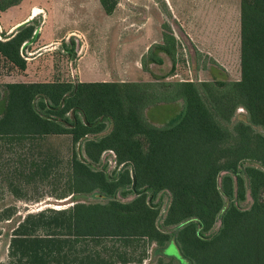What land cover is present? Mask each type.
Returning a JSON list of instances; mask_svg holds the SVG:
<instances>
[{
    "label": "trees",
    "instance_id": "trees-1",
    "mask_svg": "<svg viewBox=\"0 0 264 264\" xmlns=\"http://www.w3.org/2000/svg\"><path fill=\"white\" fill-rule=\"evenodd\" d=\"M20 1L0 0V11ZM99 3L110 15L118 0ZM36 28L1 35L0 58L24 70L21 52ZM239 37L236 81L0 84V194L26 200L33 189L58 186L57 199L96 200L27 213L14 222L0 264H142L148 247L159 254L170 242L181 264H264V0H239ZM160 53L172 72L170 34L141 66L162 65ZM178 103L160 126L145 116ZM239 109L244 118L234 120ZM105 153L111 174L97 168ZM163 194L169 205L158 225ZM15 215L4 206L0 223Z\"/></svg>",
    "mask_w": 264,
    "mask_h": 264
},
{
    "label": "rangeland",
    "instance_id": "rangeland-1",
    "mask_svg": "<svg viewBox=\"0 0 264 264\" xmlns=\"http://www.w3.org/2000/svg\"><path fill=\"white\" fill-rule=\"evenodd\" d=\"M95 1L66 0L72 17L61 18L59 24H45L43 38L21 52L25 60L40 54L38 62L29 65L31 76L0 58V84L23 80L66 81L72 79V72L77 80L84 82H160L164 78L165 81L202 82L240 78L239 0H118L110 16L99 6L95 7ZM34 20L31 22L37 28L44 25L41 16ZM69 33L73 34L67 37ZM63 34H66L65 40L52 48L44 47L54 36ZM163 34H170L175 39L173 71L170 72L172 61L164 54L161 55L162 65L148 64L144 69L141 59L146 48L161 44ZM1 35L8 36L4 30L0 39ZM60 43L65 49L73 47L75 57L67 54ZM91 68L96 70L91 72ZM179 110V103L160 105L146 110L145 116L151 124L160 126L175 117ZM244 115L245 112L239 109L234 120L243 119ZM54 144L63 147L66 141L55 140ZM104 164L109 174L116 169L109 153L102 155L97 168ZM57 193L58 186H45L33 189L26 200L16 199L7 191L0 194V209L7 206L16 211L12 222L0 223V262L6 260L8 235L14 222L27 213L47 208L62 209L73 202L96 201L93 197L81 196L75 201L70 196L57 199ZM160 200L158 225L169 205L168 194L161 195ZM249 204L247 198L241 206L248 207ZM155 247L154 244L148 247L147 258L142 264H153L158 259L182 263L174 242L167 244L159 254L153 253Z\"/></svg>",
    "mask_w": 264,
    "mask_h": 264
},
{
    "label": "crops",
    "instance_id": "crops-1",
    "mask_svg": "<svg viewBox=\"0 0 264 264\" xmlns=\"http://www.w3.org/2000/svg\"><path fill=\"white\" fill-rule=\"evenodd\" d=\"M65 1L66 0H21L19 4L9 7L8 9L4 11H0V33L3 32L4 30L5 34L9 35L21 25L30 23L35 18H38V16H41L43 18L44 25L41 28L40 27L36 28L35 33L37 34V38L34 42L41 40L44 36L45 24L46 25L47 23L59 24V22L62 21L61 18H64L65 16L72 17L73 14L69 11V7H67V4ZM94 6L95 7L99 6L101 8L99 0L95 1ZM110 15H107V16H110ZM71 34L73 33H69L67 37L70 36ZM65 38H66V34H63L60 36H54L53 39L49 41L48 44H46V46L44 47L49 46V48L50 47L52 48L53 45L58 44V42L63 39L65 40ZM34 42L25 43L23 45V48L33 44ZM61 44L62 43H60V45ZM47 50H50V49H47ZM147 50L148 48H146V52ZM159 55L161 56L162 53H160ZM37 56H40V54H38ZM37 56L31 58L30 60L28 59L25 60L26 66H25V69L22 71L24 74H28V77L31 76L29 65L38 62L39 57ZM78 61L80 62V59ZM78 63H77V70L79 72ZM93 70H96V69L91 68V72H94ZM23 78L25 77L23 76ZM71 78H72L71 80L67 79L66 82H84L82 80H77V78L74 77L73 72L71 73ZM57 81H62V80H57ZM21 82L22 83H33V82L24 81V80ZM48 82H53V80L48 81ZM92 82H110V81L93 80Z\"/></svg>",
    "mask_w": 264,
    "mask_h": 264
},
{
    "label": "water",
    "instance_id": "water-1",
    "mask_svg": "<svg viewBox=\"0 0 264 264\" xmlns=\"http://www.w3.org/2000/svg\"><path fill=\"white\" fill-rule=\"evenodd\" d=\"M134 186H135V181L133 180V185H132V188L134 189ZM180 258V257H179Z\"/></svg>",
    "mask_w": 264,
    "mask_h": 264
}]
</instances>
